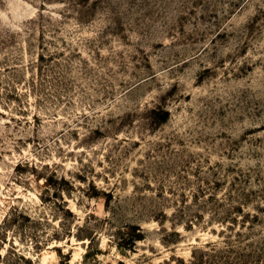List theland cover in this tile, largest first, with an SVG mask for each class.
Wrapping results in <instances>:
<instances>
[{
    "label": "rangeland",
    "instance_id": "obj_1",
    "mask_svg": "<svg viewBox=\"0 0 264 264\" xmlns=\"http://www.w3.org/2000/svg\"><path fill=\"white\" fill-rule=\"evenodd\" d=\"M0 264H264V0H0Z\"/></svg>",
    "mask_w": 264,
    "mask_h": 264
}]
</instances>
